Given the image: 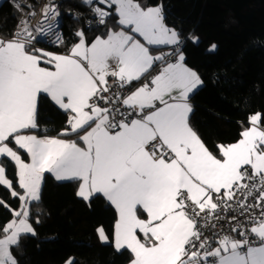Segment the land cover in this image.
Listing matches in <instances>:
<instances>
[{
    "label": "snow or ice",
    "instance_id": "1",
    "mask_svg": "<svg viewBox=\"0 0 264 264\" xmlns=\"http://www.w3.org/2000/svg\"><path fill=\"white\" fill-rule=\"evenodd\" d=\"M82 3L98 25L107 23L115 6L120 30L108 29L89 44L80 29L67 54L35 48L38 36L63 43L56 31L59 5L50 0L35 27L25 18L12 39L0 38V158L14 163L22 190L13 188L0 164V186L20 201L12 209L0 199L12 214L0 225V264H18L13 250L21 237L36 235L32 220L39 224L40 218L31 206L42 198L46 172L80 181L77 195L84 200L102 195L115 207L114 247L131 253L129 264H264V114L249 116L236 143L210 151L189 122L190 95L204 81L185 64L181 35L165 22L163 4ZM142 79L127 95L115 90ZM42 94L67 114L58 137L32 132L39 127ZM71 135L80 143L61 138ZM216 221H236L230 231L239 238L221 234ZM97 231L102 242L109 240L103 228Z\"/></svg>",
    "mask_w": 264,
    "mask_h": 264
},
{
    "label": "trees",
    "instance_id": "2",
    "mask_svg": "<svg viewBox=\"0 0 264 264\" xmlns=\"http://www.w3.org/2000/svg\"><path fill=\"white\" fill-rule=\"evenodd\" d=\"M96 1H94L95 3ZM141 5L163 4L165 21L181 35L180 51L188 66L194 68L204 81L191 95L193 112L191 126L216 153V145L231 144L249 125L254 113L264 114V0H138ZM64 42L51 48L66 53L77 42L75 33L83 29L87 40L105 35L107 30L120 27L113 9L105 25L84 24L93 15L82 0H64ZM104 6V5H100ZM79 12L78 18L66 10ZM19 12L10 0L0 4V35L12 38ZM197 37L194 42L190 37ZM215 45L212 50L211 46ZM139 82L128 86L132 89ZM67 114L41 95L37 106L39 136L58 137L67 127ZM79 140L75 135L63 137ZM14 145V144H13ZM15 146V145H14ZM18 150L17 146H15ZM24 159L26 152L19 150ZM6 175L17 185L16 166L3 158ZM80 181L57 180L46 172L42 183L41 200L33 203V217L39 214L40 223L32 220L36 235L21 237L19 249H14L18 264H63L75 257L73 264H127L131 253L117 252L113 243L117 212L102 195L86 201L77 195ZM0 199L12 209L20 203L0 186ZM11 212L0 205V225L11 220ZM103 227L109 242H102L97 229Z\"/></svg>",
    "mask_w": 264,
    "mask_h": 264
},
{
    "label": "built area",
    "instance_id": "3",
    "mask_svg": "<svg viewBox=\"0 0 264 264\" xmlns=\"http://www.w3.org/2000/svg\"><path fill=\"white\" fill-rule=\"evenodd\" d=\"M63 1L64 0H54L55 3H57L59 5V10H60V17L58 18V23H59V28L56 29V31H58L60 34H61V39L62 41L64 40L65 38V31H66V28L64 27V10H63ZM12 6H15L17 4L21 5L22 7L21 8H17L15 6L16 9L19 10V20L16 24V27H15V31L17 30L18 28V25L20 24V21L25 19V18H28L30 19V23L35 27L38 22L42 19V17L40 16V9L44 6L45 3L47 2H50V0H10ZM24 5H32V9H29L28 7H24ZM101 7H104V6H101ZM31 11H35L36 12V15L35 17H28V13ZM70 13V14H69ZM66 14L67 15H72V16H75V17H78V18H81L82 15L79 13V12H74L72 10H66ZM89 21H91V23H89ZM84 24L86 26H89V25H95V26H100L102 27V25H98L96 23V18L93 15H90L89 18H86L84 19ZM64 42V41H63ZM62 43H56L55 42V36L54 35H49V36H38L37 38V41H34L33 42V46L35 48H53V47H56V46H59L61 45ZM174 56L172 57H168V61H173L174 60ZM110 81L112 78H109ZM116 91H119L122 93V95H127L128 93V87L124 88V89H115ZM103 106V105H101ZM250 202L251 203H254V200L252 198H250ZM256 215H259V210H256L255 212ZM232 214L231 213H228V216L230 217ZM238 219L240 221H243L246 225H248L249 227L251 226L249 221L246 219V216H240L238 217ZM236 221H230V222H221V221H216V224H217V231H220L221 234H231L232 236L236 237V238H239L238 234L236 232H231V228L233 226V224H235ZM207 235L211 236L212 233L211 232H207L206 233Z\"/></svg>",
    "mask_w": 264,
    "mask_h": 264
},
{
    "label": "crops",
    "instance_id": "4",
    "mask_svg": "<svg viewBox=\"0 0 264 264\" xmlns=\"http://www.w3.org/2000/svg\"><path fill=\"white\" fill-rule=\"evenodd\" d=\"M3 0H0V4H1V2H2ZM94 1H96V0H94ZM154 6V5H153ZM166 22V21H165ZM169 25V24H168ZM170 26V25H169ZM171 27V26H170ZM110 29H113V30H116V31H119L120 30V27H117V28H110ZM85 34V33H84ZM102 36H104V35H102ZM85 37H86V40H87V36H86V34H85ZM0 38H3V39H5V40H10V39H12V38H7V37H5V36H1L0 35ZM96 38V37H95ZM95 38H93V39H91L90 41L89 40H87V42L90 44L92 41H94V39ZM138 39H141V42H143V40H142V38H140V37H137ZM79 39V38H78ZM78 39H77V42H78ZM76 42V43H77ZM74 45V44H73ZM41 49H43L44 51H46V52H49V53H53V54H67L70 50H68L66 53H59V52H56L54 49L52 50L51 48H41ZM71 49V48H70ZM163 50L165 51V52H167V51H170L171 50V47L170 46H163ZM155 54V53H154ZM184 54V53H183ZM185 56V55H184ZM174 61V60H173ZM173 61H169V62H173ZM185 62V64L188 66V64L186 63V60L184 61ZM42 66H46V65H42ZM162 65H157L156 66V69H155V71H159V67H161ZM188 67H190V68H192L191 66H188ZM193 70H195L194 68H192ZM196 71V70H195ZM197 72V71H196ZM198 73V72H197ZM153 74H155V72L153 73ZM199 74V73H198ZM133 82H136V81H133ZM144 81H143V79L136 85V86H134L132 89H130L129 90V92L131 91V90H134L135 89V87H138L139 86V84L140 83H143ZM202 86V85H201ZM200 86V87H201ZM199 87V88H200ZM197 90V89H196ZM195 90V91H196ZM194 91V92H195ZM128 92V93H129ZM193 92V93H194ZM192 93V94H193ZM191 94V95H192ZM191 95H190V103H191V105H192V102H191ZM191 116V115H190ZM191 125V124H190ZM249 126V125H248ZM247 126V127H248ZM244 130V129H243ZM242 130V131H243ZM32 132L34 133V134H36L33 130H32ZM37 136H39L38 134H36ZM199 135V134H198ZM48 137H51V136H48ZM61 138H63V137H61ZM241 138V137H240ZM10 140H11V138H10ZM237 141H235V142H232V143H236ZM231 143V144H232ZM227 145V144H226ZM10 146H12L15 150H17L16 149V147L13 145V144H11L10 143ZM81 146H83L82 144H81ZM210 150V149H209ZM19 151V150H18ZM19 154H20V151H19ZM27 154V153H26ZM21 155V157H22V154H20ZM2 159L3 158H0V164H2L1 163V161H2ZM22 159L25 161V162H30V158H29V156H28V159L26 160V159H24L23 157H22ZM46 173H44V175H45ZM54 177H55V175L53 174V173H51ZM44 180V179H43ZM59 181V180H58ZM62 181V180H61ZM63 181H71V180H63ZM80 183V182H79ZM78 187H79V185H78ZM78 189V188H77ZM105 198V197H104ZM106 199V198H105ZM107 200V199H106ZM109 202V201H108ZM114 207V206H113ZM115 208V207H114ZM116 210V209H115ZM116 212H117V210H116ZM138 215H140L141 216V218H144V214L142 213V212H139L138 213ZM12 219V218H11ZM117 220H118V212H117V218H116V221H115V223H114V225L116 224V222H117ZM99 228H103V227H99ZM98 228V229H99ZM103 230H104V232H105V229L103 228ZM114 233H115V226H114V230H113V243H114ZM105 234H106V232H105ZM142 238V237H141ZM107 242H109V240L107 241ZM127 264H129V263H127Z\"/></svg>",
    "mask_w": 264,
    "mask_h": 264
},
{
    "label": "rangeland",
    "instance_id": "5",
    "mask_svg": "<svg viewBox=\"0 0 264 264\" xmlns=\"http://www.w3.org/2000/svg\"><path fill=\"white\" fill-rule=\"evenodd\" d=\"M257 113H258V112H257ZM254 114H256V113H254ZM74 258H75V257H71V258H69V259H71V260L74 261ZM69 259H68V260H69ZM68 260H66L63 264H66V262H67Z\"/></svg>",
    "mask_w": 264,
    "mask_h": 264
},
{
    "label": "clouds",
    "instance_id": "6",
    "mask_svg": "<svg viewBox=\"0 0 264 264\" xmlns=\"http://www.w3.org/2000/svg\"><path fill=\"white\" fill-rule=\"evenodd\" d=\"M171 50H172V49H171ZM171 50H170V51H171ZM129 90H130V89L128 88V92H129ZM127 94H128V93H127Z\"/></svg>",
    "mask_w": 264,
    "mask_h": 264
},
{
    "label": "bare ground",
    "instance_id": "7",
    "mask_svg": "<svg viewBox=\"0 0 264 264\" xmlns=\"http://www.w3.org/2000/svg\"><path fill=\"white\" fill-rule=\"evenodd\" d=\"M17 11L19 12V10L17 9Z\"/></svg>",
    "mask_w": 264,
    "mask_h": 264
},
{
    "label": "water",
    "instance_id": "8",
    "mask_svg": "<svg viewBox=\"0 0 264 264\" xmlns=\"http://www.w3.org/2000/svg\"><path fill=\"white\" fill-rule=\"evenodd\" d=\"M70 14V13H69Z\"/></svg>",
    "mask_w": 264,
    "mask_h": 264
}]
</instances>
